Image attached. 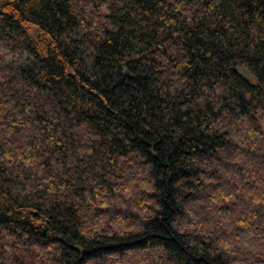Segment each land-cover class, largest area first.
<instances>
[{"label": "trees", "instance_id": "trees-1", "mask_svg": "<svg viewBox=\"0 0 264 264\" xmlns=\"http://www.w3.org/2000/svg\"><path fill=\"white\" fill-rule=\"evenodd\" d=\"M0 45V264H264V0H0Z\"/></svg>", "mask_w": 264, "mask_h": 264}, {"label": "rangeland", "instance_id": "rangeland-1", "mask_svg": "<svg viewBox=\"0 0 264 264\" xmlns=\"http://www.w3.org/2000/svg\"><path fill=\"white\" fill-rule=\"evenodd\" d=\"M105 9V7H103ZM0 56H2L5 63L22 64L27 58L25 53L19 50H10L5 45H0Z\"/></svg>", "mask_w": 264, "mask_h": 264}]
</instances>
